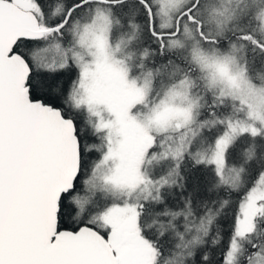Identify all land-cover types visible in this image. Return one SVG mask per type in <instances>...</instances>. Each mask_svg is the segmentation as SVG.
<instances>
[{"label":"snow or ice","instance_id":"1","mask_svg":"<svg viewBox=\"0 0 264 264\" xmlns=\"http://www.w3.org/2000/svg\"><path fill=\"white\" fill-rule=\"evenodd\" d=\"M0 264H264V0H0Z\"/></svg>","mask_w":264,"mask_h":264}]
</instances>
